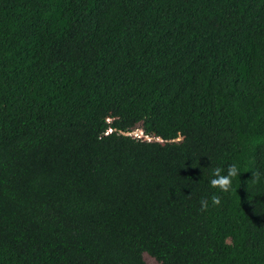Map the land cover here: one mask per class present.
Instances as JSON below:
<instances>
[{"label":"trees","instance_id":"trees-1","mask_svg":"<svg viewBox=\"0 0 264 264\" xmlns=\"http://www.w3.org/2000/svg\"><path fill=\"white\" fill-rule=\"evenodd\" d=\"M144 253L264 264V0H0V264Z\"/></svg>","mask_w":264,"mask_h":264},{"label":"clouds","instance_id":"clouds-1","mask_svg":"<svg viewBox=\"0 0 264 264\" xmlns=\"http://www.w3.org/2000/svg\"><path fill=\"white\" fill-rule=\"evenodd\" d=\"M238 174H239V169L235 164H232L229 166L227 175H222L220 170H214L213 172L214 178L210 182L211 186L213 187L219 186L221 189L227 191L230 185L231 178L236 177ZM213 202L219 203L218 200H214ZM201 203L204 207H207V204L205 201H201Z\"/></svg>","mask_w":264,"mask_h":264},{"label":"rangeland","instance_id":"rangeland-1","mask_svg":"<svg viewBox=\"0 0 264 264\" xmlns=\"http://www.w3.org/2000/svg\"><path fill=\"white\" fill-rule=\"evenodd\" d=\"M142 134H143V131H142L141 127H137L134 130V135L141 136ZM144 259H145L147 264H162L161 262L156 260V258H154L153 256L149 255L148 253H144Z\"/></svg>","mask_w":264,"mask_h":264}]
</instances>
